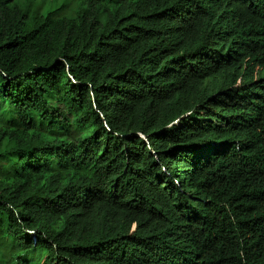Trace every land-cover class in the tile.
Instances as JSON below:
<instances>
[{
    "label": "trees",
    "instance_id": "1",
    "mask_svg": "<svg viewBox=\"0 0 264 264\" xmlns=\"http://www.w3.org/2000/svg\"><path fill=\"white\" fill-rule=\"evenodd\" d=\"M0 264H264V0H0Z\"/></svg>",
    "mask_w": 264,
    "mask_h": 264
}]
</instances>
